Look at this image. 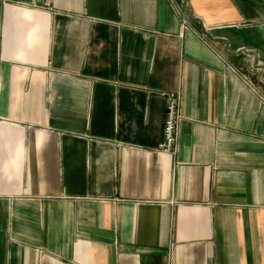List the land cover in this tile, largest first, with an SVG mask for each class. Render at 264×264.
I'll return each mask as SVG.
<instances>
[{
    "label": "crops",
    "instance_id": "obj_1",
    "mask_svg": "<svg viewBox=\"0 0 264 264\" xmlns=\"http://www.w3.org/2000/svg\"><path fill=\"white\" fill-rule=\"evenodd\" d=\"M0 264H264V0H0Z\"/></svg>",
    "mask_w": 264,
    "mask_h": 264
},
{
    "label": "built area",
    "instance_id": "obj_2",
    "mask_svg": "<svg viewBox=\"0 0 264 264\" xmlns=\"http://www.w3.org/2000/svg\"><path fill=\"white\" fill-rule=\"evenodd\" d=\"M165 119L163 125V141L158 149L174 154L176 152L179 125L183 120L181 111V94L179 92L165 95Z\"/></svg>",
    "mask_w": 264,
    "mask_h": 264
}]
</instances>
